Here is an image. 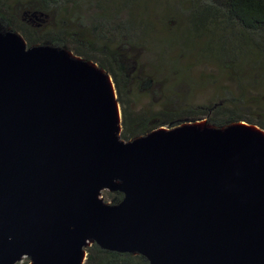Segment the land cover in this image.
<instances>
[{
  "label": "water",
  "instance_id": "water-1",
  "mask_svg": "<svg viewBox=\"0 0 264 264\" xmlns=\"http://www.w3.org/2000/svg\"><path fill=\"white\" fill-rule=\"evenodd\" d=\"M108 77L0 33V264H80L93 244L149 264H264V147L220 133L246 122L126 142Z\"/></svg>",
  "mask_w": 264,
  "mask_h": 264
},
{
  "label": "trees",
  "instance_id": "trees-1",
  "mask_svg": "<svg viewBox=\"0 0 264 264\" xmlns=\"http://www.w3.org/2000/svg\"><path fill=\"white\" fill-rule=\"evenodd\" d=\"M0 22L29 48H64L111 76L126 142L202 120L264 130V0H193L186 10L164 0H0ZM207 67L216 75L200 73ZM86 251L84 264H149L96 244Z\"/></svg>",
  "mask_w": 264,
  "mask_h": 264
},
{
  "label": "bare ground",
  "instance_id": "bare-ground-1",
  "mask_svg": "<svg viewBox=\"0 0 264 264\" xmlns=\"http://www.w3.org/2000/svg\"><path fill=\"white\" fill-rule=\"evenodd\" d=\"M102 73H103V71H102ZM107 84L110 87V93H111V96H112V100H115V97H116L115 90H114L113 84L111 82V78H109V77L107 78ZM115 118H116L117 122H119L120 110H119V107H118L117 104H116V110H115ZM188 129H192V130L193 129H195V130L197 129L200 132V135H201L202 139L211 138L213 136L212 134L214 132L218 131L215 127L207 125L206 121H202V122H199V123L197 122V123H194V124H186V125L183 126V128L181 130L183 131V130H188ZM234 129H240L242 131L244 130L245 132L250 133L253 137L258 139V141L264 147V131H261L259 128H256L254 126H249L246 123H239V124H235V125L226 127L224 129L220 130V133L227 134L229 131H232ZM161 131H165V129H162ZM86 256H87V252H83L82 253V257L80 259V264L83 263L84 261H86Z\"/></svg>",
  "mask_w": 264,
  "mask_h": 264
},
{
  "label": "rangeland",
  "instance_id": "rangeland-1",
  "mask_svg": "<svg viewBox=\"0 0 264 264\" xmlns=\"http://www.w3.org/2000/svg\"><path fill=\"white\" fill-rule=\"evenodd\" d=\"M22 2V1H21ZM164 2L166 3V5L167 6H169V7H171V8H173V6L174 7H176V8H182V9H184V10H186V9H188V8H190V4H191V2H193V0H164ZM15 5V4H14ZM18 9H19V7H18ZM153 10H154V12H158L159 10H158V7L154 4V6H153ZM19 13V12H18ZM21 14V13H20ZM153 19V18H152ZM10 28H8V27H6L2 22H0V33H7L8 32V30H9ZM200 73H213V74H215L216 75V71H215V69H212V68H210V67H207V68H202V69H200ZM220 85L221 86H224V85H229V80L226 78V77H224L222 80H221V82H220ZM200 122H202V121H200ZM197 123V122H196ZM199 123V122H198ZM105 191H107V190H105ZM102 194H103V192H102ZM103 197V196H102ZM103 199H104V197H103ZM110 203V202H109ZM29 262V260L27 259V258H24L23 259V261L22 262H20V263H18V264H26V263H28Z\"/></svg>",
  "mask_w": 264,
  "mask_h": 264
}]
</instances>
